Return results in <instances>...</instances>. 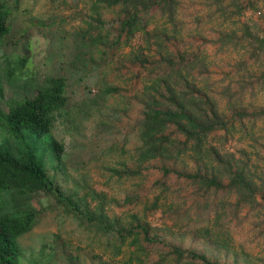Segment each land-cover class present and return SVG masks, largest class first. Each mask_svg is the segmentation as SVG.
I'll return each instance as SVG.
<instances>
[{"label":"rangeland","instance_id":"rangeland-1","mask_svg":"<svg viewBox=\"0 0 264 264\" xmlns=\"http://www.w3.org/2000/svg\"><path fill=\"white\" fill-rule=\"evenodd\" d=\"M2 1L9 31L0 45V62L11 56L15 72L10 84L0 78V109L5 111L26 85H39L50 75L63 76L67 94L66 104L41 138L13 135L0 127V144L12 155H32L50 184V191L39 190L15 200L0 196L3 208L28 205L36 212L32 228L16 238V264H122L130 247L118 255L113 253L108 242L112 241L110 228L96 221L100 211L114 217L115 225L122 228L135 224V214L147 224L150 235L200 253L209 261L241 264L244 256L264 264V195L258 208L260 235H255L252 214L246 219L242 211L235 221L223 219L230 245L222 248L189 232L197 191L187 179L175 174L167 176L165 188L156 183L163 180L161 165L191 173L195 163L190 159L135 161L145 74L126 54L142 42L139 34L130 43H124L122 37L116 41L121 19L118 8L99 0ZM240 2L244 9L235 14V9L228 7L229 0H178L177 49L201 51L209 63V80L215 91L229 81L227 74L235 63L246 58L243 45L216 49V34L232 31L242 36L241 23H246L252 32L264 36V0ZM150 22L161 23L157 13ZM15 57L24 58L16 69ZM108 87L114 91L104 94ZM249 98L253 105L264 107V89L254 90ZM253 132L257 144L247 138L243 142L251 152H261L258 146H264V122L257 121ZM227 145L234 148L232 141ZM260 154L264 157V152ZM156 196L162 198L158 201L162 214L149 210ZM126 198L129 201H124ZM206 220L203 212L197 221L204 224ZM140 252L147 253L145 261L168 257L166 247L158 244L142 242Z\"/></svg>","mask_w":264,"mask_h":264},{"label":"trees","instance_id":"trees-1","mask_svg":"<svg viewBox=\"0 0 264 264\" xmlns=\"http://www.w3.org/2000/svg\"><path fill=\"white\" fill-rule=\"evenodd\" d=\"M99 1L105 6H116L121 14L116 41L122 37L124 43H130V39L139 34L142 42V45L131 46L126 54L130 63L138 65L145 74L140 93L141 113L137 119L139 145L134 151L135 161L190 159L195 163L191 173H180L161 165L163 180L156 182L158 187L165 188L167 176L176 174L195 187V205L193 216H190L193 223L188 229L195 236L229 248L230 233L223 225V219L227 217L228 223L235 221L242 211L246 219L248 214H252V227L257 230L255 235L259 236L258 208L264 195V157L260 153L264 152V146H258L261 152H251L243 141L247 138L257 144L253 128L257 121L264 122V107L253 105L249 98L254 90L264 89V36L252 32L246 23H241L242 36L232 31L216 34V49L229 44L235 49L243 45L246 58L235 63L236 67L233 66V70L228 72L230 75L227 74L229 81L215 91L213 82L209 80V63L200 55L201 51L198 48L191 52L177 49L175 16L178 0ZM228 7H233L235 14L244 9L240 0H229ZM154 13H157L160 24L150 22ZM7 14L0 0V45L9 31ZM75 52L78 54L77 50ZM3 60L6 62H0V78L4 77L10 84L15 72L9 62L11 56H5ZM13 62L18 63L15 69L19 68L24 58L15 57ZM103 91L106 94L114 89L108 87ZM246 95L249 97L244 101ZM66 101L63 76H47L39 85H26L5 111L0 109V127L13 135L24 133L41 138L48 134L56 114ZM231 141L234 148L227 145ZM50 144L54 149V142L50 140ZM39 190L50 191L41 165L32 155H12L0 144V196L8 195L10 200H15L17 196ZM160 198L156 196L150 202L151 212L159 210L163 213L158 204ZM124 201H129V198ZM203 212L207 220L200 224L197 220ZM95 217L97 222L110 228L112 241L108 242L114 254L118 255L124 247H130L122 264H221L150 235L147 224L139 221L135 214L136 222L128 228L116 226L115 218L102 211ZM35 219L36 212L28 205L3 208L0 204V264H16V238L29 231ZM142 242L165 246L168 257L145 261L147 253L140 252ZM241 264L260 263L245 260L242 256Z\"/></svg>","mask_w":264,"mask_h":264}]
</instances>
